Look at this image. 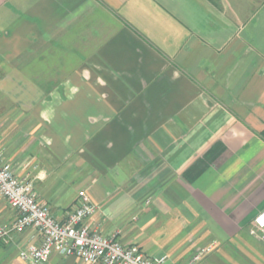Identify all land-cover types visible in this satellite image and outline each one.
<instances>
[{"label":"crops","instance_id":"1","mask_svg":"<svg viewBox=\"0 0 264 264\" xmlns=\"http://www.w3.org/2000/svg\"><path fill=\"white\" fill-rule=\"evenodd\" d=\"M0 161L60 221L86 189L93 229L164 264H264V0H0Z\"/></svg>","mask_w":264,"mask_h":264},{"label":"built area","instance_id":"2","mask_svg":"<svg viewBox=\"0 0 264 264\" xmlns=\"http://www.w3.org/2000/svg\"><path fill=\"white\" fill-rule=\"evenodd\" d=\"M0 194L17 211L11 223L0 222V243L14 241L17 234L35 228L40 241L20 251L21 257L32 264L48 260L53 252L76 256L89 264H164L166 261V256H148L138 245H125L93 229L88 220L98 205L86 189L79 190L72 210L60 221L38 201L33 181L17 175L11 163L0 161ZM254 224L253 232L264 241V210L255 216ZM211 249V245L202 248L185 264H196Z\"/></svg>","mask_w":264,"mask_h":264}]
</instances>
